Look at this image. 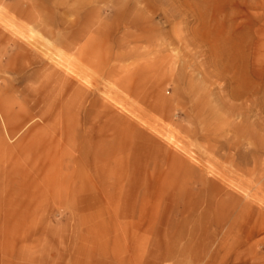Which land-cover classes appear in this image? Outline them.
<instances>
[{"label":"rangeland","instance_id":"1","mask_svg":"<svg viewBox=\"0 0 264 264\" xmlns=\"http://www.w3.org/2000/svg\"><path fill=\"white\" fill-rule=\"evenodd\" d=\"M0 264H264V0H0Z\"/></svg>","mask_w":264,"mask_h":264}]
</instances>
